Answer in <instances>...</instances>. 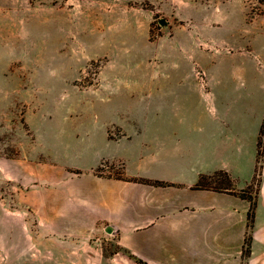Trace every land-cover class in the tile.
Wrapping results in <instances>:
<instances>
[{
  "label": "crops",
  "instance_id": "1",
  "mask_svg": "<svg viewBox=\"0 0 264 264\" xmlns=\"http://www.w3.org/2000/svg\"><path fill=\"white\" fill-rule=\"evenodd\" d=\"M241 3L245 25L260 31L209 32L212 0L183 6L199 28L172 17L157 38L158 77L137 83L157 92L156 124L111 127L114 138L106 128L93 166L68 175L58 220L47 211L69 240L93 248L94 239L97 251L2 253L0 264H264V13L247 20ZM113 145L124 149L118 158ZM101 162H121V179L95 174ZM215 172L228 174L230 189L194 188ZM255 179L249 228L239 194ZM108 243L118 250L104 251Z\"/></svg>",
  "mask_w": 264,
  "mask_h": 264
},
{
  "label": "rangeland",
  "instance_id": "2",
  "mask_svg": "<svg viewBox=\"0 0 264 264\" xmlns=\"http://www.w3.org/2000/svg\"><path fill=\"white\" fill-rule=\"evenodd\" d=\"M205 1L0 0V254L97 251L94 239L93 248L69 240L47 211L58 220L68 175L93 166L106 128L114 138L111 127L156 124L157 92L137 83L159 75L166 24L190 17L199 28L183 6ZM241 1L247 20L263 15L254 0H212L203 12L214 24L209 32L260 31L245 25ZM111 150L113 158L124 151ZM94 173L122 177L123 165L101 162ZM216 180L222 185L213 187L229 188L223 176Z\"/></svg>",
  "mask_w": 264,
  "mask_h": 264
},
{
  "label": "trees",
  "instance_id": "3",
  "mask_svg": "<svg viewBox=\"0 0 264 264\" xmlns=\"http://www.w3.org/2000/svg\"><path fill=\"white\" fill-rule=\"evenodd\" d=\"M254 1L263 7L261 14L264 13V0H254ZM263 133H264V123L262 125L260 135H262ZM258 147L259 148L261 147V141L260 140L258 142ZM258 155H261L259 153V151H258ZM219 176H223V178L226 179V181H227L226 185L229 186V188L228 187L222 188V187H213L212 186V184L213 185H222L219 180H216V178ZM118 178L121 179V177H118ZM128 181L142 182V183H147V184L155 185V186H163L164 185V183H162V182L147 181V180H142V179H128ZM230 186H231V180H230L227 173L215 172V173L208 175V176H200V178H199V180H198V182L194 188L195 189H212L215 191H224V190L230 189ZM244 193H245V190H243L239 194V196L243 199H247L250 203L249 210L247 213L248 227L250 228L252 221H253V215H254V200H253V198L245 197ZM248 252H249V236H247L245 238L244 247H243V256H246L248 254Z\"/></svg>",
  "mask_w": 264,
  "mask_h": 264
},
{
  "label": "water",
  "instance_id": "4",
  "mask_svg": "<svg viewBox=\"0 0 264 264\" xmlns=\"http://www.w3.org/2000/svg\"><path fill=\"white\" fill-rule=\"evenodd\" d=\"M164 23H165L164 20H160V21H159V24H160V25H164Z\"/></svg>",
  "mask_w": 264,
  "mask_h": 264
}]
</instances>
